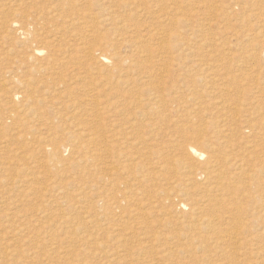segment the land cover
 <instances>
[{
	"label": "rangeland",
	"instance_id": "rangeland-1",
	"mask_svg": "<svg viewBox=\"0 0 264 264\" xmlns=\"http://www.w3.org/2000/svg\"><path fill=\"white\" fill-rule=\"evenodd\" d=\"M0 264H264V0H0Z\"/></svg>",
	"mask_w": 264,
	"mask_h": 264
},
{
	"label": "bare ground",
	"instance_id": "bare-ground-1",
	"mask_svg": "<svg viewBox=\"0 0 264 264\" xmlns=\"http://www.w3.org/2000/svg\"><path fill=\"white\" fill-rule=\"evenodd\" d=\"M113 12V11H112ZM111 12V13H112ZM115 13V12H114ZM87 15V14H86ZM85 17V16H84ZM83 16H82V18H84ZM23 35L28 39V40H33L34 39V37H33V34H32V32H30V31H28V30H26L25 32H23ZM32 53H33V55H32V61H35V60H38L40 57H41V55H42V52H41V50L40 49H34L33 51H32ZM99 58H101L100 56H99ZM104 59H103V61L105 62V61H107L106 59V56H104L103 57ZM99 60V59H98ZM100 63H101V61H99ZM103 63V62H102ZM104 66H106V65H104ZM20 84L21 85H24V84H22L21 82H20ZM250 116V115H249ZM249 120V119H248ZM249 124V123H248ZM187 155H188V159H189V161L191 162V164H193V160L194 159H200V158H203V156H206V154H204L203 152H202V149H199V148H197L196 146H194V145H191L190 147H188L187 148ZM212 158L213 157H207L205 160V162L204 163H202V162H200V163H202L203 165H201V167L200 168H198V169H196V171H195V175H197V176H199V175H201V174H208V175H212L211 173H213V170L214 169H212ZM217 160V159H216ZM215 161V160H214ZM218 161V160H217ZM182 161L180 160L178 163H181ZM197 163H198V161H197ZM218 163V162H217ZM194 164H196L195 162H194ZM199 164V163H198ZM214 164V163H213ZM217 165V164H216ZM215 166V165H214ZM163 169V168H162ZM214 174V173H213ZM209 179V178H208ZM114 203V202H113ZM119 204V203H118ZM116 205V204H115ZM181 206H183L184 207V209H185V207H187L185 204H183L182 202H181ZM117 207V206H116ZM118 209H120V208H118ZM212 220L211 219H209V221L208 220H204V222H205V224H207V225H209L210 223H212L211 222ZM204 224V225H205ZM203 228V227H202ZM202 228H199V230H201ZM207 230V229H206ZM205 232V231H204ZM206 233V232H205ZM232 234H233V232H232ZM196 235H198L199 236V234L197 233ZM231 235V234H230ZM234 235V234H233ZM236 236V235H235ZM231 237H232V235H231ZM237 237V236H236ZM225 238H226V236H225ZM230 238V237H229ZM229 238L227 239V240H229ZM238 238V237H237ZM218 239V238H217ZM221 239V238H220ZM211 240V239H210ZM219 240V239H218ZM218 240H216L215 239V241H218ZM226 240V239H225ZM232 240V239H231ZM220 241V240H219ZM219 241H218V244H219ZM221 241H222V239H221ZM224 241V240H223ZM238 241H239V239H238ZM213 243H214V241H212ZM231 243H232V241H230ZM242 242V241H241ZM225 243V242H224ZM224 243H222V244H224ZM227 243V242H226ZM230 243V244H231ZM235 243V242H234ZM237 243V242H236ZM239 243V242H238ZM210 244V243H209ZM229 244V242H228V246L230 245ZM242 244V243H241ZM227 245V244H226ZM236 245V244H235ZM234 245V246H235ZM238 245V244H237ZM230 246H233V243H232V245H230ZM230 246H229V248H230ZM239 246V245H238ZM237 246V247H238ZM236 247V246H235ZM234 247V249H237V248H235ZM216 248H217V246H216ZM238 250V249H237ZM233 251V250H232ZM232 251H230V252H232ZM240 251V250H239ZM223 252V251H222ZM235 252V251H234ZM227 253V252H226ZM237 253H239V252H237ZM237 253H235L236 255H238ZM222 254H224V253H222ZM234 253H232V255H233ZM234 254V255H235ZM253 254V253H252ZM226 256H227V254H225ZM225 255H223V256H225ZM233 255V256H234ZM225 256V257H226ZM227 258H228V256H227ZM235 258H237V256L236 257H234V259Z\"/></svg>",
	"mask_w": 264,
	"mask_h": 264
}]
</instances>
